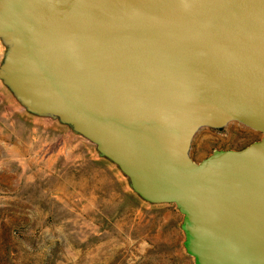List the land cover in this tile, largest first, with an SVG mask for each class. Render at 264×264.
Listing matches in <instances>:
<instances>
[{"label": "water", "instance_id": "95a60500", "mask_svg": "<svg viewBox=\"0 0 264 264\" xmlns=\"http://www.w3.org/2000/svg\"><path fill=\"white\" fill-rule=\"evenodd\" d=\"M0 36L25 106L175 204L195 264H264V0H1ZM233 121L262 138L192 159Z\"/></svg>", "mask_w": 264, "mask_h": 264}, {"label": "rangeland", "instance_id": "374dc122", "mask_svg": "<svg viewBox=\"0 0 264 264\" xmlns=\"http://www.w3.org/2000/svg\"><path fill=\"white\" fill-rule=\"evenodd\" d=\"M12 48L0 36V71ZM261 138L237 121L205 127L190 155L199 163ZM182 222L71 124L29 110L0 74V264H195Z\"/></svg>", "mask_w": 264, "mask_h": 264}]
</instances>
